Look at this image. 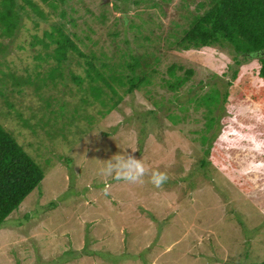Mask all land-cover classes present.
I'll return each mask as SVG.
<instances>
[{
  "label": "rangeland",
  "instance_id": "obj_1",
  "mask_svg": "<svg viewBox=\"0 0 264 264\" xmlns=\"http://www.w3.org/2000/svg\"><path fill=\"white\" fill-rule=\"evenodd\" d=\"M136 1L67 0L61 8L68 11V21L71 14L76 19V26L67 22L71 30L98 40L94 46L97 51L105 50L118 59L121 50L142 51L139 43L144 42L160 55L161 75L169 77L167 69L173 63L193 68L194 75L176 93L161 87L157 76L153 85L126 95L104 118L89 109L87 119L74 123L80 134L66 136L55 127L54 135L49 136L47 127L40 126L35 133L23 124L19 111L29 117L33 112L30 106L43 110L34 93L36 88L16 87L14 93L15 81L7 77L4 84L1 79L3 71L9 69L29 73L27 68L36 63L31 41L35 35L43 37L50 23L61 17L44 20L29 9L16 33L0 38V44L2 39L8 45L0 52V122L46 171L43 181L0 228V264L264 261V130L246 122L251 116L264 119V100L253 97L264 87L258 75V58L238 55L228 43L171 48L169 42L182 36L189 21L204 12L206 7H199L204 0H151L156 6ZM103 4H110L104 22L95 18ZM144 19L148 22L142 33L133 21L140 24ZM35 20L40 22L38 27ZM152 29V37L159 38L152 42L141 39ZM86 42L91 44L88 39ZM69 65L64 83L47 92L62 101L75 98L65 86L72 84L69 70L85 75L84 66L76 59ZM237 69L241 72L234 79ZM243 77H248L251 88L241 89L244 98L232 92L228 101H221L214 113L220 117L208 128L205 106L197 107L187 99L204 95L213 86L224 97L230 82L240 86ZM49 115L47 112L46 117ZM73 116L74 108L70 107L66 120L71 122ZM62 122L56 125L62 126ZM122 151L142 159L149 169L166 172L169 181L156 188L147 175L143 183L100 176L99 168ZM205 155L211 161L206 166ZM106 185L107 195L103 191Z\"/></svg>",
  "mask_w": 264,
  "mask_h": 264
},
{
  "label": "trees",
  "instance_id": "obj_2",
  "mask_svg": "<svg viewBox=\"0 0 264 264\" xmlns=\"http://www.w3.org/2000/svg\"><path fill=\"white\" fill-rule=\"evenodd\" d=\"M136 3H146V5L149 3L148 6L157 5L151 0H139ZM63 4H67V0H0V33L2 36L0 38L14 35L21 25L24 15L29 16V9L44 20H49L53 16L61 17V19L53 20L50 23V27L45 30L43 37L35 35L31 41L36 63L32 68H27L29 73L27 75L19 74L14 69H9L3 71L1 78L4 84L7 77H11L15 81L13 84L14 93L16 87L23 89L27 85L36 88L34 93L39 98L40 106L45 112H41L43 110L36 111L33 106H30L33 112L31 116L27 117L24 116L23 111H19V117L23 124L30 127L35 133L38 132L37 129L40 126L47 127L46 133L49 136L54 135L55 127L63 130L66 136L68 133L80 134L74 123L80 118L87 119L86 111L89 109L104 118L123 102L126 95L133 93L136 89L153 85L157 76H160L161 79L159 85L174 93L184 87L193 77L194 69L186 68L179 63H173L168 67L169 77L161 75L158 70L160 55L150 50L151 47L145 45L144 42L139 43L143 47L142 51L135 54L133 49L121 50L118 59L114 54L111 56L105 50L97 51L94 46L98 40H94L90 34L80 36L77 31L68 27L67 22L76 26V19L71 14L68 21V11L61 8ZM109 5L103 4L99 15H95V18H100L103 22L106 21ZM113 6L118 8L119 4L114 2ZM47 7L50 9L49 11ZM199 7L206 8L203 13L196 14L189 21V28L185 29L182 36L176 41L169 42V44H173L171 48L208 47L218 43H228L238 55L249 58L252 57L249 55L250 53L264 48V0H204ZM71 8L76 10L74 7ZM88 10L94 14L92 10ZM141 12L144 13V11ZM150 19L154 21L151 15H149ZM147 22L146 19L140 24L133 21L142 33L147 29ZM39 25L40 22L35 20V26ZM88 26L92 32H95L90 25ZM152 33L155 34L154 29L142 34L141 39L145 42H152L156 37L159 38L158 35L152 37ZM86 39L91 44L86 42ZM38 45H41V48ZM7 48V43L1 39L0 52H5ZM74 59L78 65L84 66L85 75L69 70L68 76L72 84L65 83V86L68 89L67 93L77 99L62 101L59 96L47 92L59 89V84L64 83L66 70L70 66L69 62ZM258 61L260 64L257 69L258 75L264 82V57L258 58ZM240 72L239 69L235 71L234 79L239 76ZM230 85L232 86L226 90L224 97L223 92L213 86L204 95L190 96L187 99L190 102H195L197 107L205 106L208 128L212 127L220 117L214 113L217 108L219 109L221 101H228L232 92L239 94L240 98H244L245 95L241 89L251 88L248 77H243L240 80V86L233 82H230ZM22 89H17V91L22 93ZM174 97L176 98V96ZM253 97L257 100H264V87H261L259 93H253ZM164 98L165 96H162L160 99L162 104ZM177 100L180 98L177 97ZM13 102L15 101L13 100ZM57 104L59 108H57ZM185 106L188 112L189 107ZM70 107L74 108L71 122L66 120V111ZM171 109L169 106L168 110ZM61 110L63 116H60ZM155 111L151 110V112ZM47 112L50 115L46 117ZM174 118L178 119L179 117L174 115ZM251 118L252 120L246 119V122L255 123L256 130H264V119H256L254 116ZM60 120L63 121V125H56ZM206 152L209 154L210 148ZM208 158L205 155L204 166L211 162L207 160ZM45 176L46 171L43 166L19 143L15 133L0 122V228L8 216L20 207ZM259 264H264V261Z\"/></svg>",
  "mask_w": 264,
  "mask_h": 264
},
{
  "label": "clouds",
  "instance_id": "obj_3",
  "mask_svg": "<svg viewBox=\"0 0 264 264\" xmlns=\"http://www.w3.org/2000/svg\"><path fill=\"white\" fill-rule=\"evenodd\" d=\"M132 150L133 152L136 151L135 149ZM98 174L102 177H111L116 181L127 183H143V178L147 175L149 182L156 188L163 187L170 179L166 172L147 168L142 159H137L126 151L117 153L108 159L107 163L99 168ZM103 191L105 195L108 194L107 185Z\"/></svg>",
  "mask_w": 264,
  "mask_h": 264
},
{
  "label": "water",
  "instance_id": "obj_4",
  "mask_svg": "<svg viewBox=\"0 0 264 264\" xmlns=\"http://www.w3.org/2000/svg\"><path fill=\"white\" fill-rule=\"evenodd\" d=\"M252 57H256V58H263L264 57V48L260 49L258 51H254L252 53L249 54Z\"/></svg>",
  "mask_w": 264,
  "mask_h": 264
}]
</instances>
